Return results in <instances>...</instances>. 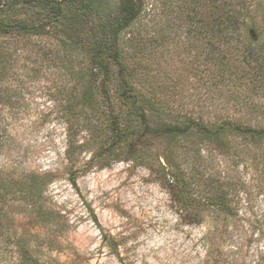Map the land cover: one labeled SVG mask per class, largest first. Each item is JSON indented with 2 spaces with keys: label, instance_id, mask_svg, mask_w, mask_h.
Instances as JSON below:
<instances>
[{
  "label": "rangeland",
  "instance_id": "obj_1",
  "mask_svg": "<svg viewBox=\"0 0 264 264\" xmlns=\"http://www.w3.org/2000/svg\"><path fill=\"white\" fill-rule=\"evenodd\" d=\"M145 1L158 10L147 18L150 31L162 29L165 42L137 65L166 105L206 119L264 125V91L243 76L235 44H220L205 6L191 12L190 2L206 0ZM188 15L195 18L191 33L182 28ZM45 39V50L35 40L6 46L11 76L0 83L7 99L0 103V186L7 185L0 191V264H20L23 245L42 264H264V174L247 160L259 149L239 137L231 139V149L202 147L203 180L219 179L228 188L231 212L201 206L202 222L186 223L155 159L190 169V142L161 131L156 136L152 121L159 119L153 115L150 129L134 141L133 153L144 152L139 161L124 155L94 159V142L70 161L64 106L70 98L77 103L91 80L70 78L58 60L64 51L56 47L57 37ZM72 58L69 65L81 69L83 53L73 50ZM169 114L161 119L176 120ZM87 136L79 132L75 140L83 144Z\"/></svg>",
  "mask_w": 264,
  "mask_h": 264
},
{
  "label": "trees",
  "instance_id": "obj_2",
  "mask_svg": "<svg viewBox=\"0 0 264 264\" xmlns=\"http://www.w3.org/2000/svg\"><path fill=\"white\" fill-rule=\"evenodd\" d=\"M109 1L0 0V83L11 76V55L6 47L9 42L19 40L29 44L35 40L36 46L45 50V38L57 37L56 47L65 52L58 60L66 67L70 78L87 76L91 80L77 103L70 98L64 106V119L68 124L66 153L70 161L74 162L76 152L89 142L98 144L94 159L111 155L121 158L124 155L127 160L139 161L144 152L133 153L134 141L144 127L150 129L148 115L151 114L159 119L152 121L155 123L152 129L155 135L161 131L165 138L184 136L190 142V169H178L165 158L155 159L163 167L165 184L183 207L186 223L202 222L201 206L231 212L229 191L225 190L228 188L219 179L207 177L203 180L204 174L200 169L205 162L202 147L231 149V139L239 137L259 149L260 152L247 160L260 176L264 174V125L261 122L255 127L239 124L230 117L206 119L201 115L179 112L173 105L168 107L157 94L156 87L148 81L144 70L137 65L141 55L151 48L154 51L162 48L165 42L162 29L155 27V31H150L153 28L147 23V18L158 10L154 5L149 9L145 0H117L115 5ZM202 4L190 2L191 12L203 6L211 11L220 44L224 47L235 44L234 52L239 51L241 64L246 67L243 76L255 90L264 91V0H206ZM191 17L193 21L189 15L183 18L182 28L186 32L193 31L195 27V18ZM251 26L253 30L248 33L246 28ZM4 34L9 35L4 37ZM76 49L83 53V64L79 70L69 65L73 62L72 51ZM129 60L134 62L133 66L129 65ZM6 100L0 89V103ZM257 108L254 105V110ZM167 112L176 120L161 119ZM83 131L88 133L87 140L79 144L75 139ZM128 152L130 154L125 155ZM6 187L4 183L0 191ZM246 201L248 206L253 205L251 197ZM3 246L4 243H0V252ZM19 254L23 257L20 264H42L30 255L24 245L20 247Z\"/></svg>",
  "mask_w": 264,
  "mask_h": 264
}]
</instances>
